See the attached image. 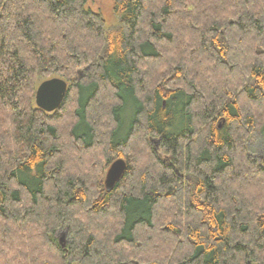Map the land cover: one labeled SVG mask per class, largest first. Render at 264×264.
<instances>
[{
    "label": "trees",
    "instance_id": "obj_1",
    "mask_svg": "<svg viewBox=\"0 0 264 264\" xmlns=\"http://www.w3.org/2000/svg\"><path fill=\"white\" fill-rule=\"evenodd\" d=\"M88 3L0 0V264H264V0Z\"/></svg>",
    "mask_w": 264,
    "mask_h": 264
},
{
    "label": "water",
    "instance_id": "obj_2",
    "mask_svg": "<svg viewBox=\"0 0 264 264\" xmlns=\"http://www.w3.org/2000/svg\"><path fill=\"white\" fill-rule=\"evenodd\" d=\"M67 92L68 83L65 80L57 77L45 80L36 90L35 104L46 113H54L62 105ZM126 170L127 163L124 159H117L109 166L104 180L106 191H112L116 187Z\"/></svg>",
    "mask_w": 264,
    "mask_h": 264
},
{
    "label": "rangeland",
    "instance_id": "obj_3",
    "mask_svg": "<svg viewBox=\"0 0 264 264\" xmlns=\"http://www.w3.org/2000/svg\"><path fill=\"white\" fill-rule=\"evenodd\" d=\"M88 6L92 11L103 17L108 30L117 27L118 19L114 13V0H89ZM247 148L249 153L257 159L264 154L263 137L259 132L253 134L252 138L247 143ZM58 238L64 245L69 242V235L65 232L59 233Z\"/></svg>",
    "mask_w": 264,
    "mask_h": 264
}]
</instances>
